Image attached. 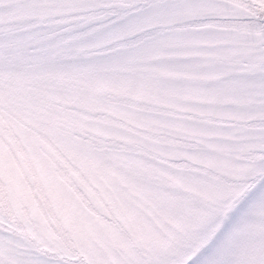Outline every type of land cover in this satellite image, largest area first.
<instances>
[{"label": "snow or ice", "instance_id": "snow-or-ice-1", "mask_svg": "<svg viewBox=\"0 0 264 264\" xmlns=\"http://www.w3.org/2000/svg\"><path fill=\"white\" fill-rule=\"evenodd\" d=\"M0 264H264V0H0Z\"/></svg>", "mask_w": 264, "mask_h": 264}]
</instances>
